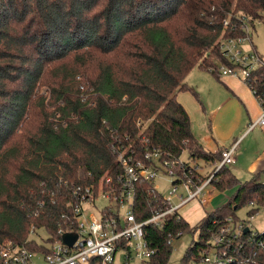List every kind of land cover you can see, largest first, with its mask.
<instances>
[{"label":"trees","instance_id":"trees-1","mask_svg":"<svg viewBox=\"0 0 264 264\" xmlns=\"http://www.w3.org/2000/svg\"><path fill=\"white\" fill-rule=\"evenodd\" d=\"M263 13L264 0H0V246L35 248L27 243L33 225L55 235L60 222L73 218L75 187L120 173L113 145L134 148L138 158L158 151L171 163L187 150L192 162L216 169L223 150L207 152L198 143L179 94L199 99L185 83L195 68L220 80L210 69L226 64L221 36H244L239 27L224 29L227 18L254 22ZM68 62L75 73L63 76ZM75 74L94 88L93 101L79 95ZM254 78L264 92V68ZM39 87L51 91L49 102ZM179 166L181 180L204 179L197 166ZM212 185L235 194L198 225L175 214L145 227L155 251L151 264H168L171 242L188 233L198 240L181 264L202 262L215 221L242 220L241 208L264 206V172L243 183L224 165ZM163 199L153 184L138 182L137 221L166 210Z\"/></svg>","mask_w":264,"mask_h":264},{"label":"built area","instance_id":"built-area-1","mask_svg":"<svg viewBox=\"0 0 264 264\" xmlns=\"http://www.w3.org/2000/svg\"><path fill=\"white\" fill-rule=\"evenodd\" d=\"M262 16L263 18L254 22L246 16H237L235 24H232L230 17L224 21L225 30L233 31L239 27L244 36H221L219 45L226 64L218 63L215 68L210 69L211 72H217L220 78L232 77L242 80L260 103L262 114L251 124L249 132L258 126H264V92L259 91L256 86L259 80L254 78L256 72L264 68V57L257 51L251 32V27H254L256 22L264 20V13ZM246 45H250L249 51L246 50ZM137 126L141 132L144 131L145 124L139 121ZM240 143L241 140L224 149L222 162L216 171L207 178L200 179L197 184L191 180L183 181L177 175L175 169L178 163H183L181 161L171 163L163 160L158 151H147L144 158H138L134 148L113 145L112 150L120 165V173L115 177L106 174L98 185L75 187L74 200L71 203L73 218L60 222L55 235L45 228L33 225L27 243H34L35 248L19 246L12 242L4 243L0 246V264H114L120 250L126 252L127 260L131 259L133 253L137 259L151 264L150 260L155 251L148 247L145 227L160 226L170 215L177 214L179 219H184L179 213L180 209L195 199L201 205L209 203L215 174L222 166H231L236 162L235 156ZM161 172L173 179L169 196L163 199L166 210L139 222L133 213L137 183L146 181L154 186V181ZM178 180L180 182L175 184ZM114 182L119 185L118 191ZM180 188L183 190L180 191ZM100 199L108 202L101 209L100 217L88 216L86 204L97 208ZM249 208L248 220L235 221L227 217L223 221L213 223L208 231L206 249L201 253L202 262L264 264V232L253 231L247 226V222L255 220L264 206L251 203ZM66 234L77 235V240L71 247L63 242V236Z\"/></svg>","mask_w":264,"mask_h":264},{"label":"rangeland","instance_id":"rangeland-1","mask_svg":"<svg viewBox=\"0 0 264 264\" xmlns=\"http://www.w3.org/2000/svg\"><path fill=\"white\" fill-rule=\"evenodd\" d=\"M253 42L256 46L257 51L264 57V20L262 22H256L254 27H251ZM251 49L250 45H246V50L249 51ZM73 61V60H71ZM76 63L78 61H75ZM73 65L72 62L65 63V68H62L63 76H68L69 72L75 71L71 68ZM57 73V72H56ZM228 77L220 78L221 81L227 80ZM232 78V77H229ZM73 83L79 85L80 96L84 98V100L93 101L96 98V93L94 92V88L89 85L80 74H75L71 77ZM239 80L243 84H245L242 80ZM220 80L216 79L210 72L203 71L201 69L195 68L185 79V83L187 85L193 86L196 88L197 93L199 94V99L197 100L193 94L191 93H181V101L185 102L191 111V119H192V129L194 135L198 139L206 140V135L211 134V127L213 126L212 119L209 117V107L215 108L218 106L222 107L221 112L214 122L218 125V130L222 133L227 131L230 127L232 121L234 119H239L241 114L246 113L245 106L238 100L233 92L227 88L225 84H223ZM36 92H39L40 96L47 97L46 102L51 100L50 92L47 87H39ZM239 97V96H238ZM188 102H192V106L188 104ZM204 104H203V103ZM204 105L207 110L204 109ZM197 106L199 111L194 110L193 108ZM211 111V110H210ZM259 127L256 128L254 142L257 140V136L259 131H257ZM253 142V143H254ZM202 143V142H201ZM205 148V147H204ZM207 152L209 149L205 148ZM221 151V150H219ZM189 152L186 150L182 154L179 162L189 163L192 167L197 166L200 173L206 177L210 173L213 174L216 169L213 168V165L207 163L203 160H199L196 163L192 162L189 158ZM219 165V164H218ZM215 166V165H214ZM231 168H235V163L230 166ZM180 166L176 167L175 171L180 170ZM234 172V171H233ZM240 172V171H239ZM235 174V173H234ZM205 177V178H206ZM237 177L241 182L250 181L253 177L249 176L246 172L237 173ZM263 180V179H262ZM172 181L173 179L170 176H167L163 172L160 173L159 177L154 181V187L156 190L164 197L169 196V192L172 189ZM183 188H180L182 191ZM216 189L213 186V190L210 194V200L213 198V207H221V205H225L235 194V190H229L224 193H216ZM215 193L214 197L212 196ZM177 201V199L175 198ZM108 202L103 199H100L97 202V208L93 207L91 204H86V214L92 215L94 217H100L101 209L106 206ZM250 211L249 206H245L238 210L237 216L242 220H248V213ZM179 213L184 217V219L192 226L198 225L205 216L210 213L209 212V204L206 203L201 205L197 199L189 202L184 208L180 209ZM247 226L250 227L253 231H259L260 233L264 232V209L260 210V214L255 218V220L247 222ZM198 240V233L195 234H185L180 239L174 240L172 243L173 253L170 258L168 264H181L183 257L185 256L188 249L191 247L193 242ZM114 264H146L135 257L132 253L131 259H126V252L123 250L118 251ZM190 264H208L205 262H190Z\"/></svg>","mask_w":264,"mask_h":264},{"label":"crops","instance_id":"crops-1","mask_svg":"<svg viewBox=\"0 0 264 264\" xmlns=\"http://www.w3.org/2000/svg\"><path fill=\"white\" fill-rule=\"evenodd\" d=\"M221 82L225 84L227 88L231 90L237 98H239L238 100L246 108V113L241 114L239 116V119H234L230 127L227 129V131L221 133L218 130V125H216L214 120H216V118L218 117L219 113L222 110V107L218 106L213 109L212 107H209V112H210L209 117L212 119V122H213V126L211 127L212 132L210 135H206V138H205L206 140L204 141L201 138L198 139L196 136L195 138L197 139L198 143L203 146V148L205 147L209 149V152H212V153H216L219 150L230 148L235 143H237L239 140H241L239 149L235 156L236 157V162H235L236 167L232 169L236 177H237V173H240V172H246L248 173L249 176L254 177L264 172V126H258L259 128L257 129V131H259V134L257 136L256 142H254V137H255L254 135H255L257 127L250 132H249V129H250L251 124L254 123L261 116L262 114L261 105L256 99V97L253 95L251 90L239 80L228 77L227 80H224ZM190 87L196 90L195 87L193 86H190ZM180 97L181 95L179 94V98H178L179 101L186 108V110L188 111L191 117V111L189 107L186 105L185 102L181 101ZM188 104L192 106V102H188ZM193 109L199 111V108L197 106H195ZM204 109L207 110L205 105H204ZM213 168H214V165H213ZM210 175L211 173L207 176H210ZM202 176L204 178L206 177L204 175ZM212 190L213 188H211V191ZM216 193H219V192H216ZM214 195L215 193L212 196L214 197ZM208 204H209V212L215 211L216 209L220 207V206L217 208L213 207V198L212 200L209 201Z\"/></svg>","mask_w":264,"mask_h":264},{"label":"water","instance_id":"water-1","mask_svg":"<svg viewBox=\"0 0 264 264\" xmlns=\"http://www.w3.org/2000/svg\"><path fill=\"white\" fill-rule=\"evenodd\" d=\"M248 232V229H246V233ZM77 240V235L76 234H66L63 236V242L67 246H73L75 241Z\"/></svg>","mask_w":264,"mask_h":264}]
</instances>
